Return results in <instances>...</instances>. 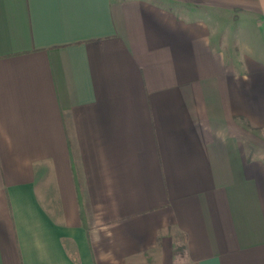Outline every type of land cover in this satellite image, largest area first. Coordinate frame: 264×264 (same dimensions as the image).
<instances>
[{
    "label": "crops",
    "instance_id": "1",
    "mask_svg": "<svg viewBox=\"0 0 264 264\" xmlns=\"http://www.w3.org/2000/svg\"><path fill=\"white\" fill-rule=\"evenodd\" d=\"M0 264H264V0H0Z\"/></svg>",
    "mask_w": 264,
    "mask_h": 264
},
{
    "label": "trees",
    "instance_id": "2",
    "mask_svg": "<svg viewBox=\"0 0 264 264\" xmlns=\"http://www.w3.org/2000/svg\"><path fill=\"white\" fill-rule=\"evenodd\" d=\"M73 171V177H74V181H75V186H76V188L77 189H79V181L77 180V176H76V173H75V171L74 170H72Z\"/></svg>",
    "mask_w": 264,
    "mask_h": 264
}]
</instances>
